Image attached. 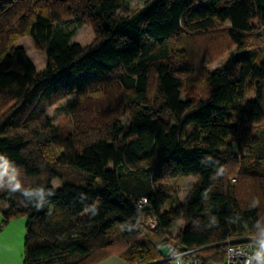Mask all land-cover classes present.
Instances as JSON below:
<instances>
[{"label": "trees", "instance_id": "obj_1", "mask_svg": "<svg viewBox=\"0 0 264 264\" xmlns=\"http://www.w3.org/2000/svg\"><path fill=\"white\" fill-rule=\"evenodd\" d=\"M125 1L0 0V228L25 219L22 264H168L177 220L175 240L207 259L264 234V0H151L121 16ZM221 25L207 91L181 99L196 68L181 41ZM63 101L72 134L43 114ZM178 177L196 179L183 197L165 192Z\"/></svg>", "mask_w": 264, "mask_h": 264}, {"label": "rangeland", "instance_id": "obj_2", "mask_svg": "<svg viewBox=\"0 0 264 264\" xmlns=\"http://www.w3.org/2000/svg\"><path fill=\"white\" fill-rule=\"evenodd\" d=\"M147 1L151 0H126L125 1V9L119 11V14L121 16L125 15H131L132 13L137 12L141 8H143ZM64 19H71L73 16L65 15L63 17ZM66 27L72 28L74 24L69 21L65 24H63ZM13 26V28H15ZM225 28V25L217 26L212 33H215L216 39L218 40H210L211 37L207 36V34L200 33V35H191L187 34L185 35V39L182 42V45L186 47V45L189 44V48L187 50L188 53V58L196 66L194 68L193 73L190 75L188 74L187 76L184 77V82H183V88L181 92V99H186V98H199L202 95L205 94L207 91V86L206 82L204 80L203 72H201V66L204 65L205 63L208 64V67L215 68L219 66L222 63L221 56L220 54L226 50L229 46L228 43L223 35V30ZM85 28L82 27L77 30V34L80 33L82 30ZM202 34V35H201ZM92 36H87V41L91 40ZM75 39V37H74ZM73 39V40H74ZM188 42V44H187ZM178 43V42H176ZM27 43H24V45ZM175 45V44H174ZM28 46L29 54L31 58L35 61V63L38 66H43L44 60L42 56L34 51L29 44L26 45ZM151 84H150V95L155 91V80L154 78H151ZM71 98H69L70 100ZM84 99V105H89L90 101H86ZM68 101V100H66ZM66 101H63L61 104L54 106V107H49L44 109V117L50 118L52 120L53 125L58 127V130L60 131L61 134L66 135L67 133L72 134L74 127H75V119H73L72 115L65 114L64 112L60 111L58 107H61L62 105L65 104ZM123 123H127L126 118L123 116L121 118ZM54 154L58 155V150L57 148L52 149ZM245 181L249 186V190L252 191V181ZM196 179L193 177H178L173 180L167 181L166 182V187L167 189L165 192L169 195H174L176 197H183L188 190H190L193 185L195 184ZM229 184L231 185H239L237 182V176L232 175L229 178ZM52 187L54 189H58L60 187V181L58 179H54L51 183ZM243 193L245 192L244 190L242 191ZM185 226V222L182 220H177L172 226L168 232H166V235H164V239L166 237L169 238H174L177 236L178 232ZM146 227V226H145ZM160 253L163 255H166L167 250L164 247L160 248Z\"/></svg>", "mask_w": 264, "mask_h": 264}, {"label": "built area", "instance_id": "obj_3", "mask_svg": "<svg viewBox=\"0 0 264 264\" xmlns=\"http://www.w3.org/2000/svg\"><path fill=\"white\" fill-rule=\"evenodd\" d=\"M146 206V198H141L138 202V208L142 210ZM145 226L150 230L157 229V218L145 222ZM262 243H264V234L226 240L222 243L223 249L220 259H207L200 255L203 247L187 248L175 238L166 237L164 245L167 253L160 261L168 262V264H257L254 254L261 250Z\"/></svg>", "mask_w": 264, "mask_h": 264}, {"label": "crops", "instance_id": "obj_4", "mask_svg": "<svg viewBox=\"0 0 264 264\" xmlns=\"http://www.w3.org/2000/svg\"><path fill=\"white\" fill-rule=\"evenodd\" d=\"M0 204V223L2 221ZM25 219H13L0 228V264H22ZM94 264H128L119 256L111 255Z\"/></svg>", "mask_w": 264, "mask_h": 264}, {"label": "clouds", "instance_id": "obj_5", "mask_svg": "<svg viewBox=\"0 0 264 264\" xmlns=\"http://www.w3.org/2000/svg\"><path fill=\"white\" fill-rule=\"evenodd\" d=\"M254 259L257 264H264V243L261 245V250L255 252Z\"/></svg>", "mask_w": 264, "mask_h": 264}]
</instances>
